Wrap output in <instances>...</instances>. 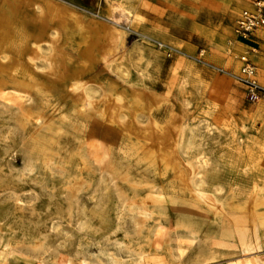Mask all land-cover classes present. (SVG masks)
Returning <instances> with one entry per match:
<instances>
[{
    "label": "rangeland",
    "instance_id": "rangeland-1",
    "mask_svg": "<svg viewBox=\"0 0 264 264\" xmlns=\"http://www.w3.org/2000/svg\"><path fill=\"white\" fill-rule=\"evenodd\" d=\"M27 1L1 0L15 7ZM44 1L83 19V47L91 43L96 51L86 78L100 89L98 108L105 107V86L141 92L160 127L183 128L186 158L208 160L199 168L202 187L215 193L220 207L197 198L171 167L131 152L136 140L117 123L100 116L79 121L70 97L54 113L57 120L68 114V120L41 129L56 137L52 159L31 158L36 128L24 124L22 105L31 104L33 92L20 73L0 68L5 264H53L61 253L133 264H235L246 257L235 232L241 224L258 235L262 245L254 255L264 258V226L243 208L264 197V99L251 101L232 75L240 66L235 25L241 0ZM112 5L120 7L117 14L130 9L132 18H114ZM65 50L73 60L81 58L74 38ZM257 71L264 84L259 66ZM139 116L148 122L147 114ZM107 156L112 168L103 165ZM145 198L159 204L139 229L138 203ZM158 225L164 233L156 247L152 234Z\"/></svg>",
    "mask_w": 264,
    "mask_h": 264
},
{
    "label": "bare ground",
    "instance_id": "bare-ground-1",
    "mask_svg": "<svg viewBox=\"0 0 264 264\" xmlns=\"http://www.w3.org/2000/svg\"><path fill=\"white\" fill-rule=\"evenodd\" d=\"M20 4L15 7L0 0V68L7 74L20 73L24 85L31 88L36 96L34 99V94L29 92L31 104L22 105L24 124L34 122L36 128L30 157L52 159L53 152L57 151L56 137L41 129H57L68 120V114L57 120L54 113L63 101L68 102L66 97H70L71 114L77 116L79 121L84 122L87 117L95 119L100 116L109 123H117L136 140L131 152L142 151L145 159L150 162L171 167L197 198L219 208L220 201L215 193L202 187L205 175L199 168L201 164L207 167L208 160L199 163L186 158L183 151V128L160 127L150 114L151 104L144 101L141 92L133 91L129 94L124 90L118 91L115 86H105L102 89L106 97L105 107L101 110L98 108L97 93L100 89L94 87L93 80L86 78L94 68L96 51L91 43L83 47V43H87L83 19L69 14L62 6H54L44 0H30ZM117 7L120 8L118 5L110 6L111 15L116 19L129 20L132 11L123 8L117 14ZM71 38L78 41L80 59L73 60L65 50V44ZM56 94H61V97L51 99ZM51 109L53 112H50ZM140 112L148 115L146 124L141 121ZM81 152L77 150L76 153L85 160L87 157ZM72 156L75 157V154ZM103 165L112 168L110 156L104 159ZM138 204L140 210L136 222L141 229L153 211L152 206L159 203L157 200L145 198ZM262 205L264 197L254 198L243 208L253 213L259 224L264 226V211L260 209ZM248 226L241 224L235 228L239 251L246 256L235 264H264L263 257L254 255L262 245L260 239ZM163 233L164 229L160 225L154 229L152 238L156 247L163 242ZM7 253L6 247L0 250L1 264L6 263ZM97 259L87 254L73 256L61 253L54 259L53 264H133L126 258L113 257L107 262Z\"/></svg>",
    "mask_w": 264,
    "mask_h": 264
},
{
    "label": "built area",
    "instance_id": "built-area-1",
    "mask_svg": "<svg viewBox=\"0 0 264 264\" xmlns=\"http://www.w3.org/2000/svg\"><path fill=\"white\" fill-rule=\"evenodd\" d=\"M264 27V0H254L252 5L243 7L236 20L235 34L237 40H247L255 32ZM254 48L235 53V58L240 62L239 69L232 73L234 78L244 86L247 96L251 101L264 99V84L258 77L257 64L251 54ZM203 50L201 54H203Z\"/></svg>",
    "mask_w": 264,
    "mask_h": 264
},
{
    "label": "crops",
    "instance_id": "crops-1",
    "mask_svg": "<svg viewBox=\"0 0 264 264\" xmlns=\"http://www.w3.org/2000/svg\"><path fill=\"white\" fill-rule=\"evenodd\" d=\"M253 1L254 0H241L242 8L252 5ZM238 41H240V44H238L237 46L240 48L241 52L248 49L250 50L251 48H254L256 50L251 54V56L256 64L258 62L257 66H259L262 78L264 79V27L258 29L251 38Z\"/></svg>",
    "mask_w": 264,
    "mask_h": 264
}]
</instances>
